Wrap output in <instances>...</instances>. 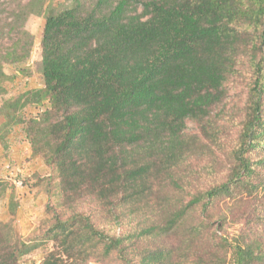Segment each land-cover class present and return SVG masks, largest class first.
I'll use <instances>...</instances> for the list:
<instances>
[{
	"label": "trees",
	"instance_id": "1",
	"mask_svg": "<svg viewBox=\"0 0 264 264\" xmlns=\"http://www.w3.org/2000/svg\"><path fill=\"white\" fill-rule=\"evenodd\" d=\"M41 47L43 85L0 110L4 149L22 125L62 199L41 264H264V0L77 2ZM38 246L0 220V264Z\"/></svg>",
	"mask_w": 264,
	"mask_h": 264
},
{
	"label": "rangeland",
	"instance_id": "2",
	"mask_svg": "<svg viewBox=\"0 0 264 264\" xmlns=\"http://www.w3.org/2000/svg\"><path fill=\"white\" fill-rule=\"evenodd\" d=\"M84 1L95 4L99 0H0V60L2 71L8 77L1 85L5 92L0 94V110L10 100L43 85L41 42L47 14L59 13L74 6L77 2ZM130 8L134 12L137 11V14L143 12V6L140 3L134 2ZM28 10V18L20 22L19 14L21 12L26 14ZM22 41L30 43L29 57L26 60L16 57L17 53L21 52ZM13 52L14 54L11 55ZM7 57L8 60H6ZM13 60H18V62ZM39 110L40 108L29 107L24 110L23 114H35ZM4 122L1 116L0 127ZM233 125L234 123L230 124V126ZM187 131L195 132L193 124H188ZM237 131L238 128L234 127L235 137ZM6 137L8 149H4L0 143V183L2 185L0 186V220L13 221L23 240L39 245L30 254L24 256L20 264H41L45 257L55 249L53 242L44 241L43 238L46 231L55 223L56 213L59 212L62 215L64 213V209L60 207L62 199L56 189V181L52 191L48 192L46 181L50 172L39 156H32L31 144L25 136L22 125L16 126ZM192 160L195 165H198L194 171L197 177L201 174L205 162L196 157ZM202 175L206 176L207 170H204ZM207 185L208 181L203 180L202 186ZM12 195L15 196V201L13 200L15 205L10 203ZM262 196L260 194V197ZM232 205V201L226 198H222L217 203L218 209L223 212ZM15 207L13 215L12 209ZM242 213L243 210L236 215L241 216ZM238 226L239 223L233 221L230 215L226 225L228 234L225 231H218V233L220 235L224 233L225 237L232 238V235L237 233ZM89 264H119V262L94 259Z\"/></svg>",
	"mask_w": 264,
	"mask_h": 264
}]
</instances>
